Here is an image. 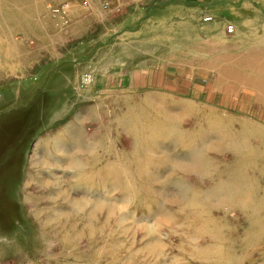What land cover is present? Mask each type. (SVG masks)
<instances>
[{
    "label": "rangeland",
    "instance_id": "1",
    "mask_svg": "<svg viewBox=\"0 0 264 264\" xmlns=\"http://www.w3.org/2000/svg\"><path fill=\"white\" fill-rule=\"evenodd\" d=\"M16 1L20 11L0 1L12 20L0 48L26 57L0 82V264H85L95 234L102 256L116 242L163 248L161 264H264V0ZM149 101L173 124L138 130ZM102 111L107 175L58 170L60 188L40 184L50 169L36 166L28 185L35 153L54 151L47 137L72 122L90 145Z\"/></svg>",
    "mask_w": 264,
    "mask_h": 264
},
{
    "label": "bare ground",
    "instance_id": "2",
    "mask_svg": "<svg viewBox=\"0 0 264 264\" xmlns=\"http://www.w3.org/2000/svg\"><path fill=\"white\" fill-rule=\"evenodd\" d=\"M0 1H2V0H0ZM4 2H7V3L4 4V3L0 2V5L4 4V6H2L3 8H6V5H7V9H9V10L14 8V9L20 11V6L17 3H15V2H17L16 0L15 1L14 0H4ZM11 4H12V6H11ZM6 14H7V12L3 13V11L0 9V28H3V31L5 29V31L9 32L8 30H11L10 29V25H11L10 23L12 22V20L10 18H7ZM8 15H10V14H8ZM12 17H14V16H12ZM57 18L53 17V18L48 19V23L50 21H52V24L50 23L49 25L54 26L53 31L54 30L57 31L58 28L60 29V27H59L60 25L57 22ZM41 24L43 25V27L47 26V25H44L45 23L44 24L41 23ZM71 29H72V32L74 33V28L72 27ZM48 32H50V31L48 30ZM52 38H54V40L60 41V38H63V37L61 35H59V36H52ZM13 60L16 62L15 64H17V62L19 64H24L26 61V57L24 55V52L20 48H15L14 46H12L11 48H8L5 46L3 48H0V82H2L4 79H7L9 77V73H11V72L8 71V69H6L5 65H7L9 62H13ZM243 64H245L248 69L250 68L249 64H247V63H243ZM243 64H241L240 67H242ZM238 69H239V67H238ZM27 71L28 70H19L18 71L19 73H21V75H23L21 77V79H25L24 76L26 75ZM241 71H245V68H244V70H241ZM252 75H254V73H252ZM236 77L239 78L241 76H240V74L238 76L236 73ZM104 100H106V99H104ZM109 101H111L112 105L115 106L116 108L118 105H122V104L125 108H126V105L129 108V103H128L129 99H120L119 97H116V98H112ZM150 103L151 102L149 101L146 106L144 105V107L142 108L144 110H142V112H145V114H146V108L148 107V109H150L148 111L152 114V117H151L150 113L148 112L147 118L146 117L144 118V122L135 126L138 128V130H139V126L143 125L144 127H142V129H145L146 131H148V133H151V132L156 131L158 129L159 130L160 129H162V130L166 129L168 127V125H170L167 122L169 120H170V123L173 124L172 123L173 118L171 116L165 115L163 117L165 120H162L160 117H158L156 115V114H158V112H160V110H162L161 105H157V104L154 105V104H150ZM151 110H152V112H151ZM113 112H116V110H113ZM86 113L89 114L90 110H88L87 112L85 111V113H84L85 115L83 114V115L77 117V119H79L80 123H82V120H85V119L89 120V118H86V117H88V115ZM103 113H104L103 111L99 113L101 120L100 119L99 120L94 119V125H95L96 130L93 132L92 135L89 136V141L91 142L90 145L95 147L94 149L90 148L89 142H87V140L85 139L84 128L82 129V128L78 127L77 124H76L75 128H72L75 125L72 122H71V124L60 128V130L57 133L50 134L47 137L48 142L51 143V146H54V151L51 150V152H50L51 154L50 153H46V154L35 153V155L33 156L34 160L32 162V168H31L32 171H34L33 168H35L36 166L41 167V168L46 167V168L50 169V174H48L46 177L42 176L41 171L39 172L38 175L40 176V179H39L40 184L42 183V184H45L48 186L49 185H51V186L60 185V183L62 182V181H60L61 176L58 173L56 174V172H58V170L62 171V172H67L66 169H69V167H71L74 170V171H69L72 173V176L75 178H78V177H80L81 179L83 178V181L85 183H88V181L93 182L94 181L93 177L95 176V174H96V176H99V175H101L100 173L105 174L107 172V164L104 163V161H105L104 155H106L105 152L107 149L103 152L104 155L99 154V150H101L99 148H101L105 145V141H106V137H107L104 135V133H102V131L100 129L101 127L105 128L104 118H102ZM95 116H97V112H96ZM178 122H179V120H178ZM239 122L241 124L244 122V120L239 121ZM174 124H176V123H174ZM98 127H100V128L98 129ZM132 128L134 130V127H132ZM243 129H245V128H240V132H243L244 131ZM134 134L135 135L137 134L136 136L139 137V133L136 130H135ZM135 135H133V136H135ZM57 136H59V137H57ZM47 139H45V140H47ZM50 139H51V141H50ZM66 139H68L70 143L65 142ZM119 141H120V139H119ZM64 165H66V167H64ZM97 167L99 169H96ZM124 169H126V168L124 167ZM76 172L79 175H77ZM107 173H106V175H107ZM123 173L126 174L125 171H123ZM38 175H36V171L32 172L31 175L29 176L30 181L28 182V185H31V182L36 180V177H38ZM70 180H72V179H70ZM101 181H103V180H101ZM99 187H100V184H99ZM60 188H61V185H60ZM87 188H88V186H85V189H87ZM66 192H67V189L62 188L56 192V195L59 196L60 194H63V196L67 197ZM84 193H86V191H84ZM68 202L70 204L77 205V207L80 209H84L88 206V203L84 200H79V201L74 200L73 202L71 200H69ZM85 211H86V209H85ZM100 212L101 213L98 215L96 213L97 216L95 214L93 215V213H91V215H93L92 216L93 217V224L99 225V227L97 226L98 229L102 230L103 226L101 224H104V223L106 224L107 221L105 220L104 222H102V219L104 220V218H105V213L102 210ZM96 222H98V223H96ZM91 225L92 224H88L86 226L89 227ZM91 228L94 229L93 225L91 226ZM106 229H107V226L104 228V230H106ZM213 229L217 230L216 227ZM124 230H126V229H123L122 233L126 234L127 231H124ZM41 235H42L41 239H46L45 233H43ZM95 235H96V238L98 240V241L97 240L95 241V242H97L96 244H98V243L100 244L102 236L98 237L97 234H95ZM112 237H108V239H112ZM119 237H120V239L118 238L117 241H120L123 238L122 235H120ZM114 238H115V236H114ZM64 239H63V241H65L64 245H66L64 247L72 245V244L67 245L70 243V241H72V239L70 237L66 236ZM66 241H68V242H66ZM73 241H74V238H73ZM93 242L94 241L92 240L91 244ZM96 244L95 243L92 244L93 249L91 250L90 254H88L87 259H85L86 260L85 264H133V263L134 264H158L159 262L161 264V260L159 259V255L163 251V248H161L160 252L156 251V249H155L156 247L152 244L147 245L148 249H147V247H146V249H139V248L138 249H132L131 246H126V245H125L126 247L124 245H123L124 247L119 246L120 244H118L116 242L115 243H109L108 255L105 253L106 256H102L101 254L98 255V250H96L97 249ZM107 244L108 243L102 244L104 246L103 247L101 246V247L103 249H106ZM212 245H216V243H214ZM118 246H119V248H118ZM157 246L161 247L160 244H158ZM211 247L213 248L214 246H210L209 248H211ZM199 249H201V248H199ZM144 250H147V254L143 253ZM100 251H102V250H100ZM219 253H220L219 256L221 255L220 258H224V259L226 258L225 255L228 254V253L226 254L222 250ZM43 254H45V252L42 250V255ZM46 254H47V256L53 257L52 253H46ZM57 255H58V258L63 257V255H61V253H58ZM147 255L152 256L153 259L148 261V259H150V257H147ZM125 256L128 257L127 258L128 263L125 261ZM79 257H80L79 254H76V257H75L76 262L79 260ZM130 257L135 258L137 261L131 260ZM197 259L201 260L200 258H197ZM154 261H155V263H154ZM76 262H73V264H77ZM176 263H179V262H176Z\"/></svg>",
    "mask_w": 264,
    "mask_h": 264
},
{
    "label": "built area",
    "instance_id": "3",
    "mask_svg": "<svg viewBox=\"0 0 264 264\" xmlns=\"http://www.w3.org/2000/svg\"><path fill=\"white\" fill-rule=\"evenodd\" d=\"M228 31H229V32H233V31H234V26H233V25H230V26L228 27Z\"/></svg>",
    "mask_w": 264,
    "mask_h": 264
}]
</instances>
